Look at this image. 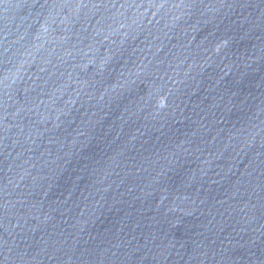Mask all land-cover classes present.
<instances>
[{"label": "water", "instance_id": "water-1", "mask_svg": "<svg viewBox=\"0 0 264 264\" xmlns=\"http://www.w3.org/2000/svg\"><path fill=\"white\" fill-rule=\"evenodd\" d=\"M0 264H264V0H0Z\"/></svg>", "mask_w": 264, "mask_h": 264}]
</instances>
